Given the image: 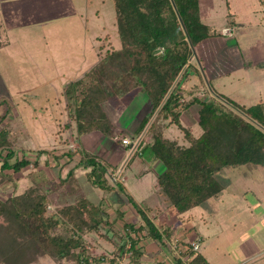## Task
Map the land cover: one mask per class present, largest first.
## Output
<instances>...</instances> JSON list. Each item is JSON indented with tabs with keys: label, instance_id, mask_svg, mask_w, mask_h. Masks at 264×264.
<instances>
[{
	"label": "trees",
	"instance_id": "obj_1",
	"mask_svg": "<svg viewBox=\"0 0 264 264\" xmlns=\"http://www.w3.org/2000/svg\"><path fill=\"white\" fill-rule=\"evenodd\" d=\"M112 1L120 48L99 46L98 61L64 87L67 124L73 126L76 138L92 131L111 136V123L102 104L140 88L150 101L151 112L141 121L138 131L154 116L148 128L151 141L143 153H150L163 166L155 187L179 214L195 207L212 211L210 201L218 199L230 184L223 175L225 168L264 166L263 104L244 107L219 94L218 103L196 101L202 134L195 138L180 122L182 110L193 102L184 104L174 83L189 70L186 65L194 47L216 36L201 21L199 0ZM159 49L163 52L158 53ZM5 118L6 112L0 111V125ZM171 125L182 132L187 145L164 137V130ZM7 142L6 131L1 128L0 148ZM39 152L50 155L53 150ZM63 154L69 160L73 155L79 156L77 166L89 169L85 177L91 186L106 193L117 190L126 195L120 184L110 181L108 165L97 157L76 149L54 155V161ZM30 165L38 167L39 163L26 158L11 163L7 158L1 170L17 174ZM47 165L45 161L44 166ZM73 175L70 170L68 178L74 180ZM127 198L141 223L136 233L145 232L144 237L160 240L161 234L147 213ZM48 206V192L37 184L21 194L0 198V264H33L44 256L56 264H91L84 238L94 233L101 235V230L113 227L103 210L84 197L55 213ZM139 241L131 237L127 251L126 244L120 246L119 257L129 252L132 260L138 259ZM95 263L118 264L116 258L106 263L100 258ZM186 264H205V260L197 253Z\"/></svg>",
	"mask_w": 264,
	"mask_h": 264
},
{
	"label": "rangeland",
	"instance_id": "obj_2",
	"mask_svg": "<svg viewBox=\"0 0 264 264\" xmlns=\"http://www.w3.org/2000/svg\"><path fill=\"white\" fill-rule=\"evenodd\" d=\"M34 2L32 11L20 12L21 15L14 18L18 25L6 28L5 38L10 44L0 49V111L6 112L0 129H5L8 141L0 148L1 199L21 194L32 184L45 190L49 186L51 189L62 186L60 181L56 182L57 169L46 175L44 170L28 166L12 174L2 171L1 165L7 158L11 163L26 158L40 164L45 156L50 159L48 163H54V155L62 154L54 149L60 139H56V132L61 130L59 136L63 139L66 138L64 125L69 132L64 85L79 78L98 60L99 46L119 49L121 45L112 0H60L42 15L39 12L42 2ZM237 2L201 0L202 23L214 24V37L220 36V22L231 12L228 4L235 6ZM68 8L73 10V15L66 14ZM50 14L52 20L44 19ZM42 19L45 21L41 22ZM192 132L198 138L202 129L196 125ZM165 136L187 145L175 125ZM69 137L70 134L66 139L68 144ZM41 150L53 152L47 155L40 153ZM223 175L230 184L218 199L210 201L212 211L201 207L192 209L193 232L202 237L199 252L208 264H264V166L225 168ZM50 177L55 182L51 183ZM51 191L54 190L48 192V209L55 213L59 208H54L50 202ZM113 228L84 238L91 264H96L100 258L103 263L112 258H116L118 264L133 261L129 252L119 257L120 246L129 241L122 239L117 230L112 231ZM36 264L55 263L44 256Z\"/></svg>",
	"mask_w": 264,
	"mask_h": 264
},
{
	"label": "crops",
	"instance_id": "obj_3",
	"mask_svg": "<svg viewBox=\"0 0 264 264\" xmlns=\"http://www.w3.org/2000/svg\"><path fill=\"white\" fill-rule=\"evenodd\" d=\"M34 1L36 0H0V49L10 44L5 38L6 28L18 25L14 18L20 16V12L32 11L36 5ZM40 1L42 2L40 15L50 6L60 2V0ZM238 1L240 3V0ZM239 3L237 2L235 6L228 4L231 12L226 15L224 21L220 22L222 25L220 36L204 40L194 47L193 55L186 65L189 70L180 74L174 83V86L179 88L176 92L181 97V101L184 104L193 102L184 108L180 115L181 125L189 128L192 135L193 127L199 125L197 114L199 105L196 101L221 102L216 94L244 107L263 104L264 110V0H241ZM32 5L34 6L31 7ZM68 10L66 14L73 13L71 8ZM199 11L202 21L201 0H199ZM52 18L50 14L44 19L52 20ZM209 27L216 30L214 24ZM224 29H230V34H224ZM236 35L234 40H225ZM102 108L111 123V136L92 131L76 138L73 126L69 127L68 132L64 125L66 138L59 136L61 130H58L55 136L56 139H60L57 140V148L54 149L57 153L81 149L97 157L108 165L107 173L110 181L120 184L126 195L117 190L106 193L91 186L85 177L89 169L77 166L79 156L73 155L69 160L63 154L59 160L52 164L48 163L47 166H44V163L48 160L50 162V159L45 156L37 167L38 170H44L46 175L49 174L48 171L58 170L56 182L60 181L58 183H62V186L55 189L49 186L46 189L47 192L54 190L51 191L50 202L54 208H61L73 203L78 197H84L100 206L114 227L112 231L117 230L120 237L127 241L131 237L140 239L138 246L141 247V253L138 259L131 261L130 264H186L187 258L193 254H201L199 251L193 253L190 246L196 240L201 241L202 237L193 232L195 229L192 223L193 208L179 214L155 187L156 177L163 171V166L150 153H143V149L151 141L148 128L154 116L140 132L138 131L141 121L151 112L148 97L140 88H135L108 99L102 104ZM171 126L164 130L165 138H167L165 132ZM69 134L68 144L66 139ZM122 139H127L129 144L123 145ZM70 170L74 172V180L68 178ZM21 177L22 174L18 176L19 179ZM52 179L50 177L51 183L55 182ZM127 197L147 213L161 234L160 240L144 237L145 232L141 235L136 233L141 223ZM130 225H133V228ZM106 238H110L108 233ZM202 257L205 264H208L206 258L203 255Z\"/></svg>",
	"mask_w": 264,
	"mask_h": 264
},
{
	"label": "built area",
	"instance_id": "obj_4",
	"mask_svg": "<svg viewBox=\"0 0 264 264\" xmlns=\"http://www.w3.org/2000/svg\"><path fill=\"white\" fill-rule=\"evenodd\" d=\"M223 33L229 35L230 34V29H224L223 30ZM162 52H163L162 49H159L158 50V53H162ZM121 142H122L123 145H128L129 144V141L127 139H122ZM190 247H191V251L193 253H197L199 251V249H200V242H199V240H196V241L192 242Z\"/></svg>",
	"mask_w": 264,
	"mask_h": 264
}]
</instances>
